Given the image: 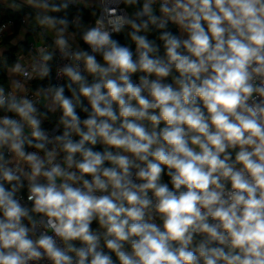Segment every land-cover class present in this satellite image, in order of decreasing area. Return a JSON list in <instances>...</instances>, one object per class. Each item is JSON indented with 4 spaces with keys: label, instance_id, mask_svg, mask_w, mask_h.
Masks as SVG:
<instances>
[{
    "label": "clouds",
    "instance_id": "obj_1",
    "mask_svg": "<svg viewBox=\"0 0 264 264\" xmlns=\"http://www.w3.org/2000/svg\"><path fill=\"white\" fill-rule=\"evenodd\" d=\"M72 2L23 0L71 63L35 93L60 134L18 95L51 52L0 85V264H264V0H123L88 50Z\"/></svg>",
    "mask_w": 264,
    "mask_h": 264
},
{
    "label": "crops",
    "instance_id": "obj_2",
    "mask_svg": "<svg viewBox=\"0 0 264 264\" xmlns=\"http://www.w3.org/2000/svg\"><path fill=\"white\" fill-rule=\"evenodd\" d=\"M16 2L21 3L22 7L19 9H13L9 6L11 0H0V13L3 14L6 11H21L23 12V14L27 15L26 22L16 29L8 30L5 37L0 42V85H3L6 91H12L11 81L13 79L19 78L18 76L10 72V68L13 65H15L17 62H20L23 65L28 64L31 60L34 59V57L41 54V47H43V49L47 50L48 52H51L53 55V50L56 46V34L54 30L42 27L38 25L36 21V14L39 10L34 9L30 5L23 4V0H16ZM49 15L51 14L49 13ZM66 36L72 47H79L82 49V44L79 37L80 34L78 32L68 31ZM29 44H33L34 48L29 49ZM7 54L12 55L15 60L13 65L4 67V56H6ZM51 60L49 61L50 67H52ZM90 77L91 76L88 77V80ZM37 79H39L38 76L32 82L26 84L28 90L37 91V89L40 88L36 83ZM25 93L26 92H19L18 95H24ZM39 107L46 109L49 116L53 118L59 114L58 112H49L42 98L39 103Z\"/></svg>",
    "mask_w": 264,
    "mask_h": 264
},
{
    "label": "built area",
    "instance_id": "obj_3",
    "mask_svg": "<svg viewBox=\"0 0 264 264\" xmlns=\"http://www.w3.org/2000/svg\"><path fill=\"white\" fill-rule=\"evenodd\" d=\"M71 4H73L75 6L80 5V6H83L86 8H95V16H94L93 21L90 24V28L96 26V21L98 18L103 19V18H107L109 15H119L122 12H126L129 16H131L130 12L126 8L125 4L123 3V0H73V2ZM2 15L3 14L0 13V42L5 37L6 32L8 30L14 29V27H15V20L14 19L7 18V19L3 20ZM26 20H27V15L22 14L20 19H19L20 24L23 25L26 22ZM177 32H178V30H177ZM82 34L80 35L81 44H83L88 50V46L85 45L82 41ZM178 34H179V32H178ZM33 48H34L33 44H29V49H33ZM72 49L75 50L76 48L72 47ZM39 61H40V55H37L36 57H34L33 60H31L25 66H27V67H29V69H31V66L35 63H38ZM69 63H71V61L62 58L59 49L57 48V46H55V48L53 50L52 60H51L52 82L55 86H61L66 80H68L66 77L62 76L59 73V69L61 67H63L65 64H69ZM36 77L27 81L26 84H29L30 82L35 80ZM135 78L136 77H134V79ZM18 79H21V78L19 77ZM48 86H49V84H44L40 88H42V87L47 88ZM10 91L11 90H7L6 92H10ZM35 93H36V91L28 90L24 95H27L30 99H33L34 101H39V103H40L42 97L36 96ZM39 103H37L38 108H39ZM44 129L49 130V131L56 130L55 134L58 130L57 125H52L51 127L44 128ZM25 201H26V197H25Z\"/></svg>",
    "mask_w": 264,
    "mask_h": 264
},
{
    "label": "trees",
    "instance_id": "obj_4",
    "mask_svg": "<svg viewBox=\"0 0 264 264\" xmlns=\"http://www.w3.org/2000/svg\"><path fill=\"white\" fill-rule=\"evenodd\" d=\"M52 2L59 4L61 2V0H52ZM129 7L134 8V13L139 10L138 7H135V6H129ZM134 13H133V16H134ZM22 14H23V12H21V11H17V12L6 11L2 15V19L3 20L7 19V18L14 19L15 20L14 29H16L17 27H19L21 25L19 19H20ZM50 14L52 16H55L58 18L64 17L66 15L67 18L69 19V21H72L75 17L80 16L81 17V27L77 28L75 25H70L68 31H75L81 35L84 31L89 29V26H90V24L93 21L94 16H95V8H86V7H83L80 5L75 6V5L70 3L69 7L66 10H63L61 12H56V13H50ZM172 30L176 34H178L177 29H172ZM130 31H131V29L126 27L122 32L113 33L112 35H113L114 39L118 40L122 44L130 45L132 50L135 51V45L130 41V39L128 37V33ZM141 34H144V33H141ZM157 34L158 33L155 30L148 33L149 39H155ZM82 49L87 50V48L83 44H82ZM4 59H5L4 60V67L11 66L14 64L15 58L12 55L7 54L6 56H4ZM50 69H51V71H50L49 76H47L43 79L39 78L36 80V83L38 84L39 87H41L44 84L54 85L52 82V67H50ZM91 81H92V77L89 78V83H91ZM68 83H69V81L66 80L61 86H66ZM65 95L66 96L71 95V93L68 91L67 87H65ZM86 103L87 102L85 101V104ZM38 109L42 113L47 112V110L42 108V107L41 108L39 107ZM77 112L83 118L84 114L80 112L79 108H77ZM59 115L60 114H58L56 117L53 118V117L49 116V114H48V118L43 121L42 127L48 128V127H51L52 125H57L58 121H59ZM62 131H63V128H62V126H60L59 129L57 130L56 134H60ZM100 148H102V146L97 145V149H100ZM94 226H95V224H94Z\"/></svg>",
    "mask_w": 264,
    "mask_h": 264
},
{
    "label": "rangeland",
    "instance_id": "obj_5",
    "mask_svg": "<svg viewBox=\"0 0 264 264\" xmlns=\"http://www.w3.org/2000/svg\"><path fill=\"white\" fill-rule=\"evenodd\" d=\"M125 6H126V8L128 9V11L130 12V15L133 16L134 8L129 7V6H127V5H125Z\"/></svg>",
    "mask_w": 264,
    "mask_h": 264
},
{
    "label": "water",
    "instance_id": "obj_6",
    "mask_svg": "<svg viewBox=\"0 0 264 264\" xmlns=\"http://www.w3.org/2000/svg\"><path fill=\"white\" fill-rule=\"evenodd\" d=\"M89 28H90V26H89Z\"/></svg>",
    "mask_w": 264,
    "mask_h": 264
}]
</instances>
